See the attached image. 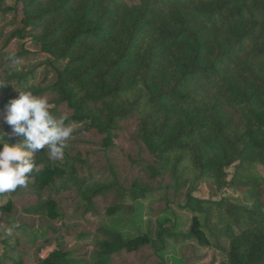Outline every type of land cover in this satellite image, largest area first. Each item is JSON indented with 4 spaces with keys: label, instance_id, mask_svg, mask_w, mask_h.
Instances as JSON below:
<instances>
[{
    "label": "trees",
    "instance_id": "obj_1",
    "mask_svg": "<svg viewBox=\"0 0 264 264\" xmlns=\"http://www.w3.org/2000/svg\"><path fill=\"white\" fill-rule=\"evenodd\" d=\"M17 2L23 5L24 27L15 35L31 30L54 64L65 61L56 67L48 89L72 111L66 123H83L104 135L109 146L121 123L136 119L138 137L154 157L145 171L152 178L170 174L177 189L188 187L181 203L193 214L188 234L162 224L155 238H127L102 227L94 239L92 261L86 264H111L115 253L149 243L160 252L180 237L204 244L212 238L225 253L222 264H264V174L256 169L264 166V0ZM34 159L42 168L30 174L27 186L15 190L29 188L38 197L26 213L59 216L58 202L43 195L56 179L66 188L75 186L90 205L93 197L112 189L87 187L91 177L81 175L76 162L53 161L45 149ZM234 164L236 171L228 180L226 168ZM203 181L219 187L242 184L257 197L249 208L228 199L196 198L192 190ZM149 191L136 180L128 194L144 198ZM218 208L230 220L215 230L212 219ZM12 209V201L1 206L3 211ZM199 215H204L205 225ZM223 240L228 249L220 244ZM66 261L58 249L45 259L46 264Z\"/></svg>",
    "mask_w": 264,
    "mask_h": 264
},
{
    "label": "rangeland",
    "instance_id": "obj_2",
    "mask_svg": "<svg viewBox=\"0 0 264 264\" xmlns=\"http://www.w3.org/2000/svg\"><path fill=\"white\" fill-rule=\"evenodd\" d=\"M23 17L21 2L0 0V83H10L0 86V127L9 133L12 128L3 117L7 114L9 101L18 97L19 90L46 96L57 117L64 115L69 118L72 114L67 105L59 103L57 95L48 89L56 79V67H62L65 61L59 60L54 64L41 51L31 36V30L23 32L24 36L15 35L24 27ZM136 124V119L121 123L119 135L106 146L104 135L94 129H85L83 123L73 122L71 125L75 131L67 141L64 158L53 160L50 157L61 164L76 162L80 174L91 177L86 183L89 188L112 186L107 193L93 197V205L84 203L82 192L73 185L66 188L61 179H56L43 191L46 199L58 202L57 218L24 212L26 207L38 204L37 195L29 188L20 193H0V264H15L20 259L22 264H46V257L57 249L67 259L64 264L89 263L96 249L94 239L102 227L118 230L127 238L138 235L155 238L162 224L182 235L190 232L193 214L181 207L188 187L177 189L170 174L164 178H152L145 171L147 164L154 163V157L138 137ZM22 139V136L10 137L12 143ZM79 158L88 166H84ZM41 168V165L37 167ZM256 169L264 174L263 165ZM226 171L228 180L232 179L236 164L227 167ZM136 180L143 181L149 188L146 197L134 198L128 194ZM192 194L196 198L213 201L228 199L247 208L257 197L253 188L242 184L219 187L208 181L199 183ZM260 197L264 202V186ZM8 201L13 202V209L1 210ZM111 209L116 211L109 213ZM199 217L205 225L204 215ZM229 220L222 208L214 211L212 221L215 230ZM220 244L228 249L227 241ZM225 260V253L212 238L204 244L193 237H180L170 240L160 252L149 243L131 252L115 253L111 264H222Z\"/></svg>",
    "mask_w": 264,
    "mask_h": 264
},
{
    "label": "clouds",
    "instance_id": "obj_3",
    "mask_svg": "<svg viewBox=\"0 0 264 264\" xmlns=\"http://www.w3.org/2000/svg\"><path fill=\"white\" fill-rule=\"evenodd\" d=\"M9 84L0 83V86ZM3 119L12 131L9 133L0 127V193L27 186L30 174L37 170L35 154L41 149L47 150L53 160H62L67 141L75 131L66 123V116L53 114V106L46 96L32 91L19 90L18 97L9 101ZM12 135L23 139L12 143Z\"/></svg>",
    "mask_w": 264,
    "mask_h": 264
}]
</instances>
